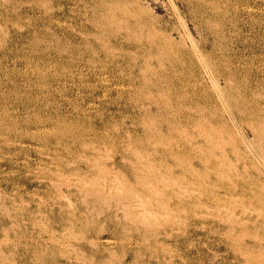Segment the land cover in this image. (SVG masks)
Wrapping results in <instances>:
<instances>
[{
	"label": "rangeland",
	"instance_id": "rangeland-1",
	"mask_svg": "<svg viewBox=\"0 0 264 264\" xmlns=\"http://www.w3.org/2000/svg\"><path fill=\"white\" fill-rule=\"evenodd\" d=\"M0 264H264V0H0Z\"/></svg>",
	"mask_w": 264,
	"mask_h": 264
}]
</instances>
